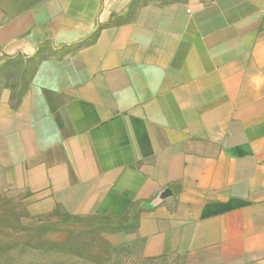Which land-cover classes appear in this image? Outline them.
I'll return each instance as SVG.
<instances>
[{"label": "crops", "instance_id": "obj_1", "mask_svg": "<svg viewBox=\"0 0 264 264\" xmlns=\"http://www.w3.org/2000/svg\"><path fill=\"white\" fill-rule=\"evenodd\" d=\"M264 0H0V194L133 219L145 258L264 264Z\"/></svg>", "mask_w": 264, "mask_h": 264}, {"label": "rangeland", "instance_id": "obj_2", "mask_svg": "<svg viewBox=\"0 0 264 264\" xmlns=\"http://www.w3.org/2000/svg\"><path fill=\"white\" fill-rule=\"evenodd\" d=\"M33 63H0V83L22 92ZM0 194V264H182L180 256L145 258L139 242L125 236L133 219L94 211L32 213L21 198Z\"/></svg>", "mask_w": 264, "mask_h": 264}, {"label": "built area", "instance_id": "obj_3", "mask_svg": "<svg viewBox=\"0 0 264 264\" xmlns=\"http://www.w3.org/2000/svg\"><path fill=\"white\" fill-rule=\"evenodd\" d=\"M263 14H264V12H263Z\"/></svg>", "mask_w": 264, "mask_h": 264}]
</instances>
